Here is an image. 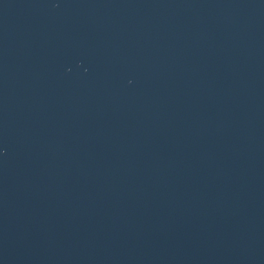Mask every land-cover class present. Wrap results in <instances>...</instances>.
Wrapping results in <instances>:
<instances>
[{"label":"water","instance_id":"95a60500","mask_svg":"<svg viewBox=\"0 0 264 264\" xmlns=\"http://www.w3.org/2000/svg\"><path fill=\"white\" fill-rule=\"evenodd\" d=\"M0 264H264V0H0Z\"/></svg>","mask_w":264,"mask_h":264}]
</instances>
